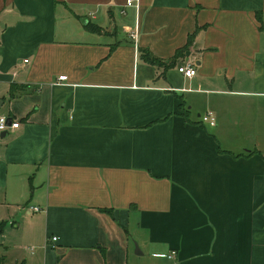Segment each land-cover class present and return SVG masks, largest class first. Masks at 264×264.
I'll use <instances>...</instances> for the list:
<instances>
[{
    "label": "crops",
    "instance_id": "obj_1",
    "mask_svg": "<svg viewBox=\"0 0 264 264\" xmlns=\"http://www.w3.org/2000/svg\"><path fill=\"white\" fill-rule=\"evenodd\" d=\"M126 1L0 0V258L264 264V0Z\"/></svg>",
    "mask_w": 264,
    "mask_h": 264
},
{
    "label": "built area",
    "instance_id": "obj_2",
    "mask_svg": "<svg viewBox=\"0 0 264 264\" xmlns=\"http://www.w3.org/2000/svg\"><path fill=\"white\" fill-rule=\"evenodd\" d=\"M133 0H127L126 6H131ZM130 37L132 39H135L137 37L136 30L130 31ZM177 70L179 73L184 75L185 77L191 78L196 74V68L193 65V63L186 62L184 64H181L177 67ZM66 75H59L57 80H65ZM201 121L213 126L215 124V116L212 112L208 111L205 114L201 116ZM19 126V122L14 119H9L7 116L0 114V133L2 132H8L10 129L17 128ZM32 212L38 213L40 212V209L38 207L31 208ZM57 240V237H52L51 241L55 242ZM174 255V253H171V255L168 256V258H171Z\"/></svg>",
    "mask_w": 264,
    "mask_h": 264
},
{
    "label": "rangeland",
    "instance_id": "obj_3",
    "mask_svg": "<svg viewBox=\"0 0 264 264\" xmlns=\"http://www.w3.org/2000/svg\"><path fill=\"white\" fill-rule=\"evenodd\" d=\"M1 198H2V193H0V200H1ZM1 207L2 206H0V216H2V217H5V216H7L8 217V219H7V223H9V222H11L12 220L11 219H9V216H8V212L5 210V209H1ZM15 221H16V223L17 224H19V226H20V228H19V231L17 232V234H20V232H21V230L23 229V224L24 223H22L21 222V220H20V218H17V219H14ZM0 223H2L3 224V227H2V231H1V233H0V235L2 234V232H4L3 230H4V227H6V222H5V220L4 221H0ZM6 230V229H5ZM10 232L12 231V233H15L13 230H9ZM4 234V233H3ZM14 237H17L16 236V234L15 235H13ZM14 237H13V239H10L9 238V235H5L4 236V239H0V242H2V246L3 247H8V246H11V244L13 243V240H14ZM133 246H134V249H135V245L133 244ZM11 250V249H10ZM5 253H7V254H9L10 255V251L8 252V250L6 251L5 250ZM0 254H2V248H0ZM136 259H143V258H136ZM145 259V258H144ZM137 262H136V264H138V260H136ZM141 261H143V260H141Z\"/></svg>",
    "mask_w": 264,
    "mask_h": 264
},
{
    "label": "trees",
    "instance_id": "obj_4",
    "mask_svg": "<svg viewBox=\"0 0 264 264\" xmlns=\"http://www.w3.org/2000/svg\"><path fill=\"white\" fill-rule=\"evenodd\" d=\"M191 38V36L189 37ZM142 58L147 61L148 63H151V64H160L161 61L156 58L155 56H153L150 52H148L147 50H144L142 51ZM2 227H3V224L0 223V233L2 231ZM0 264H5L4 263V259L0 258Z\"/></svg>",
    "mask_w": 264,
    "mask_h": 264
},
{
    "label": "water",
    "instance_id": "obj_5",
    "mask_svg": "<svg viewBox=\"0 0 264 264\" xmlns=\"http://www.w3.org/2000/svg\"><path fill=\"white\" fill-rule=\"evenodd\" d=\"M6 133H7V132H2V133H1V136H6Z\"/></svg>",
    "mask_w": 264,
    "mask_h": 264
}]
</instances>
